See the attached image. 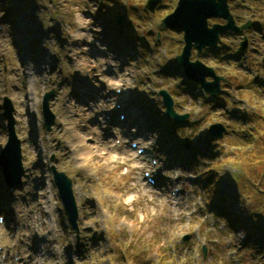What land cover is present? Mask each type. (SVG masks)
<instances>
[{
  "label": "rangeland",
  "instance_id": "1",
  "mask_svg": "<svg viewBox=\"0 0 264 264\" xmlns=\"http://www.w3.org/2000/svg\"><path fill=\"white\" fill-rule=\"evenodd\" d=\"M147 1L0 0V32L7 37L0 87L7 74H17L20 83L9 91L21 93L18 104L8 95L0 100V152L7 141V100L21 142V185L32 181L25 191L21 185L10 191L13 209L0 211V264H264V254L244 244L249 231L230 227L209 200L216 196L220 214L247 210L252 223L256 217L264 221V199L253 193L264 190V0L229 1L235 24L252 25L239 36L222 35L216 48L198 57L223 79L219 109L175 64L182 32L160 26L178 1L160 0L153 13L145 9ZM213 24L224 21L209 19L208 26ZM108 34L114 48L105 44ZM243 37L247 50L241 54ZM190 60H196L194 49ZM108 76L127 81L122 100L134 107L144 128L131 126L133 132L104 122L109 108L102 91L113 85ZM162 89L176 114L187 116L182 123L165 116ZM50 92L54 122L46 131L41 102ZM16 107L29 132L27 143L18 136L23 124L17 130ZM213 124L225 128L219 140L208 134ZM110 133L115 135L108 140ZM128 133L135 138L122 137ZM131 141L147 155L133 160ZM248 142L252 150L244 156L254 162L236 164L234 154ZM146 157L156 162L154 169ZM52 168L72 183L77 234L60 203ZM233 169L249 173L244 197L237 194ZM243 223L251 228L245 216Z\"/></svg>",
  "mask_w": 264,
  "mask_h": 264
},
{
  "label": "water",
  "instance_id": "2",
  "mask_svg": "<svg viewBox=\"0 0 264 264\" xmlns=\"http://www.w3.org/2000/svg\"><path fill=\"white\" fill-rule=\"evenodd\" d=\"M160 0H148L145 9L153 13ZM231 0H178L175 10L165 17L160 26L179 30L183 33V47L181 53L175 57V64L182 69L184 78L197 83L204 94L211 97L220 92V83L223 79L217 76L214 70L205 66L198 57L205 49L216 48L220 37L226 33L241 35L244 30L251 25L249 22L242 26H237L229 11L228 2ZM209 19H221L224 24H213L208 26ZM119 24L121 17H117ZM195 50L196 60H190L191 51ZM247 50V40L242 38L238 52L244 54ZM210 78V81H206ZM162 100L167 118L176 123H182L187 116L178 115L173 108V100L165 90L158 93ZM52 92L46 94L42 99L41 110L42 118L46 131H49L53 125L54 118L49 111V101ZM8 105V102H6ZM7 125V142L0 153V168L5 183L8 186L18 185L23 176L21 166L20 143L16 139L13 131V120L10 116V108L5 109ZM225 128L221 124H213L208 128V134L213 140H219L223 137ZM54 186L58 190V197L71 226V229L77 233V209L72 194V183L63 174L51 169ZM185 237L183 241H187Z\"/></svg>",
  "mask_w": 264,
  "mask_h": 264
},
{
  "label": "trees",
  "instance_id": "3",
  "mask_svg": "<svg viewBox=\"0 0 264 264\" xmlns=\"http://www.w3.org/2000/svg\"><path fill=\"white\" fill-rule=\"evenodd\" d=\"M204 57H206V56L204 55ZM220 62L222 63L221 59H220ZM256 82L257 81H255V83ZM213 99H214V102H215L213 108H215V109H219L217 107L222 106L221 103H223V102L220 103V99H222V101H225L224 100L225 98L222 97V96H218V97L215 96ZM227 115L229 116L228 113L225 116L227 117ZM230 116H232V115H230ZM248 132L251 133V131H248ZM251 137H254V136L249 135V138H251ZM247 141H249L248 138H247ZM230 147L235 148V146H230ZM247 150L248 151L252 150L251 144H249V142L246 144V146L243 148V150H241L240 152L234 154L233 162H235L236 164L240 163L242 165H248L249 163H251V161L254 162L252 157L246 158V156H244V153H246ZM240 159H241V162L237 161V160H240ZM235 167H237V166H235ZM242 174H243V172H241L240 174H238L236 176L234 175L233 179L235 180V178H237V180H235V181L233 180V181L235 182V184L236 183H240V185L237 186V191H238L237 194L239 196L241 195L242 197H244L243 194L247 190L246 189V185L251 186V180H250V177H249V173L245 174V175L244 174L242 175ZM242 178H244V180H242ZM211 187H212V185H208V189L211 190ZM252 187H253V185H252ZM253 193L258 195V197H262L264 199V190L259 191V190L255 189L253 191ZM215 197L216 196H210V199H209L210 200V204H211L210 208L213 209L216 214H219L221 217L223 216L225 221L229 223L230 227H232V228L239 227L240 229L245 230V232H247V230H248L249 234L247 232V237H246V239L244 241V244L247 245V246H251L252 245V246L255 247V249L257 251H259L261 254H264V221H262L259 217H256L257 221L255 223H252V219L250 218V216H252V215L247 210H243L242 212H237L236 214H233V212H230L228 210L226 212L224 211V213L221 212V214H222L221 215L219 213V210L216 209L214 204H213V200H214ZM250 211H252V210H250ZM261 214L264 215V211H262ZM243 216H245V219H246V221L248 222V224L250 225L251 228L247 229V228L244 227ZM161 264H164V261H161Z\"/></svg>",
  "mask_w": 264,
  "mask_h": 264
},
{
  "label": "bare ground",
  "instance_id": "4",
  "mask_svg": "<svg viewBox=\"0 0 264 264\" xmlns=\"http://www.w3.org/2000/svg\"><path fill=\"white\" fill-rule=\"evenodd\" d=\"M0 11H3L2 7H0ZM23 22L24 21L20 22V24L22 25ZM5 39H7L5 32H0V55H6V52L4 51V47H5V43L4 42H5ZM7 62H9V58L7 59ZM107 81L108 82H111V84L114 83V84H116L118 86H121L122 85V80L121 79H116L115 80V79H112L111 77L108 76L107 77ZM123 82L127 83L126 80H124ZM19 83H20V78L18 77L17 74H7L6 75V81H4L2 83V86L0 87V100L2 98H5L6 95H8V97L10 98V100L12 101V103L18 104L19 102H21V93H19L20 90L19 91L12 92V93L9 91V87L10 86L11 87L17 86ZM33 86L34 87L36 86L35 82H34ZM87 94H89V93H87ZM79 101L82 102V100H79ZM15 115H16V120H17V130H19L18 127H20V125L23 124V127L21 129V134H18V136L21 137L22 139L24 138L25 141H26V136L24 137V134L29 133V132L24 127V122H23V119H22V115H21L20 109L17 108V107L15 109ZM138 118L140 119V116H138ZM141 121L142 120H140V122ZM137 123H139V120H137V119H133L132 120V124H137ZM34 126H35V123H34ZM107 139L109 140V138H107ZM25 141H24L23 144H25ZM26 143H27V141H26ZM80 143H83V141H80ZM132 159L133 160H139V157L135 156V153H134ZM32 175H33V173L31 171V178L33 177ZM31 182H32L31 179L28 180L26 183L22 182L21 187L23 186L24 191L26 190V188H27L28 185L30 186V183ZM23 183H24V185H23ZM42 184H40V185H42ZM2 185H3V188L0 191V211H4L5 208L7 210L8 207H9V210L10 209L12 210L13 207L10 206L11 205V202H13L14 200L16 201V199H14V198L12 199L11 197H9V195H8L9 194V190H8L9 188L6 187L3 183H2ZM18 188H19V186L12 187V193L13 192L14 193L17 192ZM20 192H21V188H20ZM19 204L20 203H17L16 208H18Z\"/></svg>",
  "mask_w": 264,
  "mask_h": 264
},
{
  "label": "flooded vegetation",
  "instance_id": "5",
  "mask_svg": "<svg viewBox=\"0 0 264 264\" xmlns=\"http://www.w3.org/2000/svg\"><path fill=\"white\" fill-rule=\"evenodd\" d=\"M118 25H119V24H118ZM114 26H115V25H114ZM114 31H116V32L118 31L119 33H121V31L119 30V28L116 27V26H115V28H114Z\"/></svg>",
  "mask_w": 264,
  "mask_h": 264
}]
</instances>
